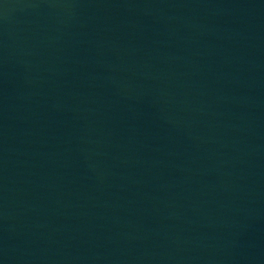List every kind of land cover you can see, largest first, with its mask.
Masks as SVG:
<instances>
[{
	"label": "water",
	"instance_id": "obj_1",
	"mask_svg": "<svg viewBox=\"0 0 264 264\" xmlns=\"http://www.w3.org/2000/svg\"><path fill=\"white\" fill-rule=\"evenodd\" d=\"M0 264H264V0H0Z\"/></svg>",
	"mask_w": 264,
	"mask_h": 264
}]
</instances>
